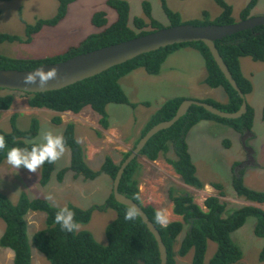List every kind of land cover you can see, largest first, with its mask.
<instances>
[{"label": "trees", "instance_id": "1", "mask_svg": "<svg viewBox=\"0 0 264 264\" xmlns=\"http://www.w3.org/2000/svg\"><path fill=\"white\" fill-rule=\"evenodd\" d=\"M58 1L59 6L56 15L51 18H38L35 23L26 24L24 36L0 31V43L15 41L30 43L34 35L44 27L58 25L66 17L68 6L76 0ZM216 1L221 6L222 11L214 21L211 20L209 11L205 10L203 17L195 20L192 24H229L235 22L233 6L226 0ZM257 3L258 0H250L241 12V19L249 17L251 10ZM107 5L117 11V20L108 25L107 12L105 10L96 11L92 16V23L103 29L97 34L88 36L79 45L72 46L60 53L38 58H17L0 53V68L34 69L43 64L59 62L80 53L165 27L153 16L149 1L143 2L147 19L145 17H135L133 26L129 24L131 10L129 1L107 0ZM163 7L169 19L175 22L173 24H177L176 21L180 18L179 12L170 9L166 0H163ZM216 45L243 93L245 95L252 93L254 86L251 79L243 73L241 58L249 56L254 61L264 62V26H256L226 36L217 40ZM188 46L198 49L205 58L208 70L206 83L211 87H221L228 96L226 103L216 102L212 99L203 101L214 104L225 111L235 112L239 110L243 102L242 97L221 71L209 47L204 42L198 41L174 44L141 54L100 74L58 90L27 93L0 88V119L1 112L10 109L15 97L21 95L29 98V104L32 107H46L58 112L81 113L85 108L90 107L101 116L100 124L104 128H109V114L107 111L109 104H125L133 108L140 105L139 102L131 101L122 87L121 79L139 68H144L151 75H157L171 53ZM184 99V97H175L166 101L152 114L142 129L141 136L146 134L155 124L171 119ZM142 104L148 105L149 103L142 102ZM254 115V109L250 104H248L247 113L237 119L222 118L201 106L192 105L188 112L172 127L162 130L152 137L140 155L156 160L161 153H168L172 150L175 157L167 158L169 163L173 165L186 184L202 189L205 182L198 176L197 166L193 161L187 141V134L190 129L201 121L215 120L235 127L243 133L246 129H252ZM52 121L55 124H60L62 118L55 116ZM11 122L13 124L12 131L6 132L0 128V134L5 135L7 142V148L0 151V164L6 159L8 148L30 149L33 145L40 144L34 141L40 130V121L37 117H32L31 125L26 130L17 127V114L12 115ZM63 137L66 147L71 151V162L69 166L58 173L59 180H63L70 171L75 173L74 177L81 176L86 180L94 179L102 173L108 174L114 180L121 162L130 153V151L124 153L123 159L119 163H116L110 155H107L101 168L94 170L88 162L84 146L76 138L74 123L70 122L66 125ZM225 144L229 147L230 141H226ZM54 167L55 163L49 164L47 162L42 166L40 183L43 186L49 183ZM137 168L138 158L126 168L119 190L141 204L160 230L167 246L168 264H176L177 255L185 256L191 249L194 250L193 264H243L244 253L241 246L234 241L233 233L243 227L250 216L257 218L254 234L264 239V208L245 205L225 216L226 204L222 202L219 196L211 195L207 197L204 202L207 210H204L195 202L192 194H177L171 188L167 190L168 198L174 204V212L182 215L184 221H173L168 223L166 227L159 225L155 221L157 209L153 205H143L141 200L139 181L135 177ZM243 173L240 170V172L234 174L233 178V186L238 196L264 204V191L246 186ZM211 185L219 190L221 196L226 195L225 187L221 182L214 181L211 182ZM108 205L117 211L118 216L107 225L108 243L103 245L97 241L91 231L79 230L75 233L63 231L54 220L56 212L62 207L52 205L46 198H30L23 192L18 202L14 203L5 193L0 191V219H3L6 223L5 231L0 238V244L14 251L13 264H32L26 216L30 211H43L46 213V226L34 234L33 242L51 264H162L158 242L140 215L138 214L134 220H126L125 213L130 207L119 203L114 197L113 190L108 198ZM67 207L75 212V219L79 224L88 223L92 218V209H83L74 204ZM186 225H188L187 230H185ZM183 232L186 235L179 248H176L177 239ZM209 241L216 242L218 247L213 257L206 263L205 256ZM259 259L264 261V244L259 253Z\"/></svg>", "mask_w": 264, "mask_h": 264}, {"label": "rangeland", "instance_id": "2", "mask_svg": "<svg viewBox=\"0 0 264 264\" xmlns=\"http://www.w3.org/2000/svg\"><path fill=\"white\" fill-rule=\"evenodd\" d=\"M130 3V25L133 26L135 17H147L144 13L143 2L149 1L152 7L153 16L165 27L180 24H192L195 20L203 17L205 10L209 11L211 20L214 21L222 11L216 0H166L170 9L179 12L180 18L176 21L170 20L167 16L163 0H127ZM233 6L235 21L242 20L241 12L248 5L250 0H226ZM59 6L58 0H0V31L25 35L26 24H32L38 18H51L56 15ZM105 10L108 17V25L117 20V11L107 5V0H76L68 6L66 17L56 26H46L39 33L35 34L32 42H4L0 43V53L17 58H38L60 53L72 46L79 45L83 40L92 34H97L103 28L92 23V16L96 11ZM251 17L264 16V0H258L256 6L250 12ZM249 16V17H250ZM194 48V49H192ZM180 49L170 55L161 73L151 75L145 69L139 68L130 72L122 79L130 98L135 102H148V105L140 104L133 108L125 104H109L107 111L112 119L124 124V130L129 136H139V130L144 124L148 112L158 110L166 101L182 94L202 97L212 90L207 83L208 70L203 54L195 47ZM173 61V67L168 68V63ZM241 67L245 76L253 83V92L246 96L248 103L254 109V123L249 133L240 135L235 127L215 130L207 129V122L201 121L188 132L187 141L197 166L198 176L206 181L221 182L225 189V197L222 199L226 204L225 216L234 210L245 206L257 204L243 197L238 196L233 186L234 174L243 173L246 186L264 191V62L254 61L251 57L241 58ZM203 72L201 75L200 73ZM192 76L191 80L188 81ZM205 79V80H204ZM220 89V90H219ZM222 93L220 103H226L227 93L219 87ZM217 90V89H216ZM224 99V100H223ZM20 111V107H15ZM79 115H68L66 120H80V125L75 127V135L78 141L84 146L89 164L94 170H99L107 155H111L119 161L123 152L119 147L133 148L131 141L124 143L119 141L104 142L106 136L104 127L99 122V115L87 107ZM7 110L0 120V128L4 131H12V112ZM53 111L52 109H49ZM89 110V112H87ZM93 112V113H92ZM39 119L40 130L34 141L44 142V136L51 132L62 135L66 122L54 124L52 113L42 112V115L35 116ZM32 116L20 113L17 115V127L26 130L31 125ZM110 120V117H109ZM94 127H92V126ZM249 135V136H248ZM248 136V137H247ZM230 141L232 147H227L225 142ZM254 151L253 159H245L247 153ZM169 154V153H168ZM243 161L242 163H239ZM250 161V162H249ZM71 162V151L66 147L64 155L55 162L52 177L47 184H40L41 169L37 172H29L24 167L20 169L11 168L6 159L0 164V191L5 193L14 203H17L20 195L24 192L30 198L44 197L52 205L65 207L70 204L77 205L83 209H92V218L88 223L80 224L79 230L91 231L94 237L101 244L106 245L108 238L106 227L118 216L117 211L108 205V198L111 194V177L102 173L94 179H83L75 176L70 171L63 180L58 179V173ZM246 162V163H244ZM249 162V163H248ZM235 173H234V164ZM244 163V164H243ZM244 167V169H242ZM182 182H184L182 180ZM174 191H179L182 186L175 180L169 182ZM210 188L214 187L210 184ZM195 188V187H194ZM206 193H212L208 189L199 191L198 199ZM51 195L53 199L49 200ZM259 204V203H258ZM264 208V204L260 203ZM26 220L28 223L27 235L29 238L32 264H51L48 258L35 246L34 234L46 226V213L43 211H30ZM257 222L255 216H250L243 227L233 233V239L238 243L244 253L243 264H264L259 259V253L264 244V239L254 234ZM188 227V225H187ZM187 227L185 230H187ZM6 223L0 219V238L4 233ZM186 233L183 232L177 239L179 248ZM217 243L209 241L205 262L208 263L217 250ZM194 250L191 249L187 255H177L176 264H193ZM14 251L11 248L3 247L0 244V264H13Z\"/></svg>", "mask_w": 264, "mask_h": 264}, {"label": "water", "instance_id": "3", "mask_svg": "<svg viewBox=\"0 0 264 264\" xmlns=\"http://www.w3.org/2000/svg\"><path fill=\"white\" fill-rule=\"evenodd\" d=\"M261 25L264 26V16H250L238 22L235 21L229 24H180L162 27L144 35L80 53L59 62L43 64L34 69L20 70L0 68V88L27 93L58 90L100 74L113 66L125 63L141 54L174 44L202 41L209 47L221 71L243 99L239 110L229 112L203 100L184 99L176 114L171 119L155 124L146 132V134L140 137L135 146L130 150L129 155L121 162L117 175L113 180V193L115 199L123 205L138 209L140 217L158 242L162 264H168L167 246L163 240L160 230L150 219L141 204L136 202L133 198L120 192L119 187L121 179L126 168L140 156L141 151L149 140L158 132L172 127L188 112L192 105L201 106L209 112L222 118L237 119L247 113L248 101L246 95L243 93L223 56L221 55L216 45V41L225 38L226 36ZM37 69H43L45 72L55 69L57 70L56 78L50 80L44 87L39 85V81H37L36 84H25L24 77L30 72H35ZM245 133H249L250 135V129H246L244 134ZM249 151L250 153L248 154V158L251 157V159H253L252 153H254V151ZM191 228L192 226L190 227V230Z\"/></svg>", "mask_w": 264, "mask_h": 264}, {"label": "crops", "instance_id": "4", "mask_svg": "<svg viewBox=\"0 0 264 264\" xmlns=\"http://www.w3.org/2000/svg\"><path fill=\"white\" fill-rule=\"evenodd\" d=\"M187 48H192V46L182 47L180 49H187ZM180 49H177V50H180ZM192 49H194V48H192ZM173 53H171V54H173ZM170 55H169V57H170ZM168 58H167V60H168ZM167 60L163 63V66L165 65ZM173 64H174V62L170 61L168 63V68L170 67V69H171L173 67ZM162 69H163V67H162ZM202 73L203 72H201L200 75ZM157 75H158L157 77L159 78V74H157ZM191 78H192V76L189 79H186V80L190 81ZM122 79H121V84H122V87L125 88L124 84L122 83ZM211 89L212 90H210V92H207L204 95H201L202 97H195V96L192 97V96H190V93L187 94V95L178 94L175 97H184V98H188V99H197V100L212 99V100H215L216 102H221V101H219V98H220V100H222V98H224V97L222 96V93L219 92V90H220L219 87L218 88L212 87ZM125 92L127 93V91H125ZM127 95H128V93H127ZM129 98H130V96H129ZM131 101H133V100L131 99ZM133 102H135V101H133ZM225 102H227V99H226ZM139 103L142 104V101L139 102ZM15 107H20V111L14 110V109H17ZM9 110H14L12 112V114L14 113V114L19 115L22 112V113H24L26 115H30L32 117L33 116L42 115V112L52 113V119L55 116H60L62 118V123L66 122V124H68L69 122H71V123L75 124V127H76V125H80L79 123H81V121L80 120H68L67 121L66 120V116H68V115L69 116L70 115H79L82 112H84V111H82L81 113H73V112H70V111L58 112V111H55V110L53 112V111H50L49 108H46V107H42V108L32 107L29 104V98L26 97V96H21V95H17L15 97L13 105L11 106V108ZM5 111H7V110H5ZM5 111H2V115L4 114ZM87 112H89V110H87ZM154 112L155 111H152V113H151V111H150L145 116V120H144L145 122H144V124L141 126V128L139 130V134H140L139 136H129L124 130V126H123L124 124H122L118 120L114 121L112 119V117L109 116L110 117L109 128H107V129L104 128L105 132H103L104 135L106 136V138L104 139V142H107V141H109V142L119 141V142L124 143V142H126L128 140V141L133 142L132 147H134L135 143L140 139L142 129L144 128V126L146 125V123L151 118V116H152V114ZM97 115H99V114H97ZM99 117L101 118L100 115H99ZM100 118H99V122H100ZM1 119H2V116H1ZM204 121L207 122V129L215 130V132L218 131V130L228 129V127L230 128L229 125L224 124L222 122L215 121V120H204ZM200 125H201V123H200ZM92 127H94V126H92ZM190 131H189V133H190ZM243 133L240 132V135H242ZM229 147L230 148L232 147V143L231 142H230V146ZM119 148L123 152V155H124V153L129 152L132 149L131 147L130 148L119 147ZM190 152H191V150H190ZM168 153H161L159 158L156 159V160H151V159H149L148 157H146L144 155H140L139 158H138V168H137L135 177L139 181V187H140V191H141V200L143 202V205H153L157 210H161V209L167 210V213H168V216H169V223L173 222V221H182L183 222L184 221L183 216L179 215V214H176L174 212V204L168 198V191L167 190H169L170 187H168V189H166V187L168 185H170L169 182L171 180H175L176 182H178L182 186V189H179V191H175L177 194H184V195L192 194L194 196L195 202L197 204H199L204 210H207L205 205H204V202H205L207 197H209L211 195H217V196H219L221 198V200L225 197V196H221L219 190L216 189L215 187H214V189L209 187L211 182H214V181H206L205 182V186L202 189L194 188L193 186H190V185L186 184L185 182H182V180H183L182 177L176 172V170L173 167V165L171 163H169V161L167 160V158H174L175 154L173 153L172 150H171V152H168ZM123 155H122V159H123ZM191 155H192V158H193V154H191ZM252 155L255 156L254 153H252ZM90 158L91 157L88 158V155H87L88 162L90 161ZM112 158L114 159V161L116 163H119L122 160L121 159L119 161L118 159H115L114 157H112ZM245 159H248V153H247V156H246ZM193 161H194V159H193ZM242 162L243 161H241L239 163H242ZM244 163H246V162H244ZM237 165H238L237 163L234 164V173H235V166H237ZM242 169H244V167H242ZM206 188L208 189V191H212V193H206V194L202 195L200 197V199H198L197 194L199 193V191H202V190H204ZM111 190H113V182H112V185H111ZM222 202H223V200H222ZM254 203L257 204L256 206H260L259 205L260 203L259 204L257 202H254ZM186 227H187V225L185 226V229H186ZM182 235L183 234H180L179 237H181Z\"/></svg>", "mask_w": 264, "mask_h": 264}, {"label": "clouds", "instance_id": "5", "mask_svg": "<svg viewBox=\"0 0 264 264\" xmlns=\"http://www.w3.org/2000/svg\"><path fill=\"white\" fill-rule=\"evenodd\" d=\"M56 75L57 70L55 69L48 70L47 72L43 69H37L35 72H30L26 75L24 77V82L25 84H36L37 81H39V85L44 87L50 80L56 78ZM6 148L7 142L5 135L0 134V151L5 150ZM65 151L66 142L63 134L58 135L49 132L44 136L43 143L35 144L30 149L20 147L8 148L6 151V163L11 168L20 169L21 167H24L29 172L35 173L46 162L49 164L55 163L64 155ZM48 199L51 200L53 197L49 195ZM138 214L139 212L137 208L130 207L125 213V219L134 220ZM54 220L63 231L75 233L80 229V224L75 219V212L67 206L60 208L59 211L56 212ZM155 221L159 225L166 227L169 223L167 210H157L155 213Z\"/></svg>", "mask_w": 264, "mask_h": 264}]
</instances>
